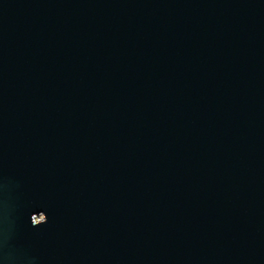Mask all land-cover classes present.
<instances>
[{"label": "water", "instance_id": "water-1", "mask_svg": "<svg viewBox=\"0 0 264 264\" xmlns=\"http://www.w3.org/2000/svg\"><path fill=\"white\" fill-rule=\"evenodd\" d=\"M0 264H264V0H0Z\"/></svg>", "mask_w": 264, "mask_h": 264}]
</instances>
